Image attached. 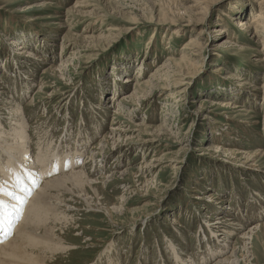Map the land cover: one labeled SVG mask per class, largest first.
<instances>
[{
	"label": "rangeland",
	"instance_id": "374dc122",
	"mask_svg": "<svg viewBox=\"0 0 264 264\" xmlns=\"http://www.w3.org/2000/svg\"><path fill=\"white\" fill-rule=\"evenodd\" d=\"M237 1L0 0V128L13 135L4 118L19 105L33 148L79 146L75 168L107 177L86 186L89 202L62 193L67 216L53 225L66 249L50 254L53 264H178L174 248L184 264H216L233 250L237 264L243 253L264 264L262 239L249 253L237 244L236 233L264 223V155L255 168L243 158L264 151V42L235 25L239 13L257 15L259 0H244L245 11ZM148 80L138 107L117 105ZM226 100L239 107L215 104ZM108 133L132 142L111 140L88 160ZM212 193L224 201L209 203ZM221 214L244 229L212 227ZM220 246L218 259L209 248Z\"/></svg>",
	"mask_w": 264,
	"mask_h": 264
},
{
	"label": "bare ground",
	"instance_id": "6f19581e",
	"mask_svg": "<svg viewBox=\"0 0 264 264\" xmlns=\"http://www.w3.org/2000/svg\"><path fill=\"white\" fill-rule=\"evenodd\" d=\"M209 2H211V0H209ZM236 3L240 4V7L244 11L249 9V5L244 0H238ZM257 3H258V9H259L257 12V15L251 18L248 15L243 14V12L239 13L235 19L236 20L235 25L238 28V30L251 33L250 34L251 39L252 40L254 39V41L256 39L257 40L256 42L258 43L260 41L264 42V0H259ZM203 9L206 10V7H203ZM247 29H250V30H247ZM193 40L194 39H192L191 42ZM172 58H169V59L167 58V60H170V62H172L171 64H173L175 67L176 66L178 67V65H180V62L173 61ZM157 72L159 75L155 73L152 74L154 77L156 76L155 77L156 80L158 77L166 76V74H164L163 72L159 70ZM173 73L174 71L172 72V75H174ZM184 77L188 78V75H184ZM128 80L134 81V79H131V78ZM1 81L2 79H0V83ZM151 83L152 82L150 80L137 81L134 91L131 94H126V96L124 95V97L121 98V100L118 102L117 105L120 106L121 108H125L126 105L128 104L131 105V103L135 101L136 103L134 105L138 107L139 101H137L138 100L137 96L140 94H143L141 97V100L142 101L146 100L144 98L146 95H144L143 90H144V87L149 86ZM185 84L187 83H182V85H185ZM172 87L177 88L175 84H173ZM175 92L176 93H174L173 95H169L168 97L169 100L176 101L178 98H181L183 91H181V89H177ZM0 94H3V91H0ZM6 104H8V102H6ZM215 104L222 105L225 107L233 106L234 109L239 107L237 104H235L231 100L220 101ZM7 109H9L8 120L10 121H7L6 118L4 119L6 120V123H9V125L12 127L14 132L12 136H9L6 134L7 131H5L4 128H0V161L6 163L5 165H2L0 162V177L9 178L10 173L8 169H12L20 175L22 181H24L28 185L30 184V182L32 183L34 187H32L31 192L36 191V194L35 196L34 195L30 196L28 193H23V195L26 197V203L23 205V209H22L23 214H22V217H20L17 222L18 225L15 228V231L17 230L16 232L14 231L15 234H12L9 236L5 234H1L2 232H0V264H53L49 257L50 254L66 249V247H64L62 243V239L59 238V236L55 234V231H54L55 226L53 225L57 222L58 219H61L62 217L66 218L67 216L66 214L67 212L65 211V209L69 207L68 206L69 204L66 203L65 199H64L65 202L64 200H62L63 198L62 196H64L62 195V193L77 192L79 196H81L85 201L89 202V200H87L88 197H86V195L84 194L86 186L93 188V190H96L97 186L94 187V185L99 184L97 183L98 180H100L101 178L102 180H105L107 179V177H105L104 175L99 178L98 177L94 178L92 176V172H87L85 168L84 169L83 168L77 169V167L75 168V163H77V160H75V157L79 156L83 152L81 151L82 148L81 147L79 148V146H77L76 148L77 152L75 151L78 154L76 153L73 154L69 146H66L67 149H65L64 151H62L63 149L61 148L63 146H57L56 152L54 151L55 149L54 147L52 149L51 154L49 150L50 146H46L48 147L46 149L45 147H42L41 144H39L38 145L39 149L37 148L38 150L35 149V147L33 148V146L31 145L29 141V136L27 133V128H28L27 117L23 112L21 113V110H22L21 107L19 105L17 106L12 105V106L7 107ZM115 113L117 112L115 111ZM142 126H145V125L140 124V126L137 129L138 130L141 129ZM122 130L123 129L121 127L115 128V131L117 132H121ZM111 135L112 133L109 136L107 134L104 136L105 137L104 143L101 148L98 147L100 145L99 143L92 147L91 152L95 150L96 151L93 154L91 153L92 155L89 153H88L89 155L87 154L88 160L89 158H91V161H94V163L95 162L97 163L96 159L98 158V155H96V153L100 154L101 153L100 150H102L104 148V145L109 143L111 140L113 141V145L117 144L116 145L117 148L122 146L123 142L125 141L130 140V142H132L131 138L125 139V136L121 134L124 138L121 140L122 142L120 143L121 144L120 145L118 144L119 136H118V139H116L115 137L117 136H111ZM121 135L120 137H122ZM130 142H125L123 145L126 146V144H129L127 146H130ZM141 142L148 143V142H153V140H151L150 138V140L149 139L142 140ZM79 151L81 152L79 153ZM230 153L231 155L233 154L237 155V157L239 154H241L239 151L238 152L232 151ZM69 155H70V158L68 157ZM262 155H264L263 150L261 152L256 151L254 153H246L244 154L243 158H245L246 162H250L247 164H251L252 162L251 168H255L256 167L255 162L257 161L256 158ZM87 159H86V162H87ZM57 160L60 163L59 170H57L56 167H54V162ZM70 165L71 167H69ZM141 167L144 168V166H141ZM96 169H97V166H96ZM27 173H31V177L35 178V181H36L35 183L32 182L31 178L29 181V176L27 175ZM138 173H135V174H138ZM53 174L57 176L52 177ZM125 174H126V171L121 172V175H125ZM38 179H41V182H40L41 186H40V183L38 182ZM37 183H39V185ZM9 187L14 188V183L10 184ZM36 188H39V190L37 191ZM14 190H18L17 186H15ZM195 191L200 192L198 191V189H195ZM96 197L97 199L95 198V200H98L100 198L97 195ZM89 199H92V197H90ZM208 199H209L208 200L209 203H212V204L215 203V205H218L220 202L224 201V198L220 199L214 193L208 195ZM206 205L207 204L203 203V207H208ZM120 210H122V207L120 208ZM215 219L216 221L211 224L212 227L216 226L217 228H220V227H226L230 225L232 226L234 224V225H239V227L236 228L238 229V231H240V229L242 230L244 229L243 223H240L238 221L234 223H228L227 221H229L230 218L226 219L225 215L223 214L219 215ZM177 222L178 220L176 218L173 219L172 221L173 224H177ZM224 231H225L224 234L226 235L230 233V231L227 229H224ZM236 234L239 235L237 244H242L244 251L247 250V252L249 253L251 252L250 248L252 247H249L248 245L254 244L253 240L255 238L262 239L264 241V223H261L260 225L256 223L248 232L243 233L240 231ZM234 249H236V247ZM209 250L210 252H212L211 253L212 255L218 254V257H219V254H224L225 252V248L224 247L222 248L221 246L218 247V249H214L213 247H210ZM175 254H176V258H175L176 262L178 264L179 262L184 264L185 260L181 257L179 253L176 252V249L174 248V255ZM236 256L237 254L235 253V250H233L229 256H226L224 258L222 257V259L219 260L216 264H237L238 260L234 259L236 258ZM241 257L247 263L248 257L246 256V254L243 253L242 255H240V258ZM218 259H220V257Z\"/></svg>",
	"mask_w": 264,
	"mask_h": 264
},
{
	"label": "snow or ice",
	"instance_id": "6c2138e0",
	"mask_svg": "<svg viewBox=\"0 0 264 264\" xmlns=\"http://www.w3.org/2000/svg\"><path fill=\"white\" fill-rule=\"evenodd\" d=\"M54 167L59 170V161L54 162ZM10 173L9 178L0 177V232L5 235H12L15 231V224L19 218L22 217L23 205L26 203V197L23 193L31 195V187L21 180L20 175L8 169ZM32 182L35 183V178L31 177ZM15 184L18 190H13L9 187L10 184ZM10 198V199H8Z\"/></svg>",
	"mask_w": 264,
	"mask_h": 264
}]
</instances>
